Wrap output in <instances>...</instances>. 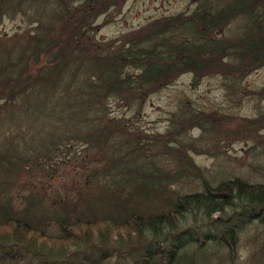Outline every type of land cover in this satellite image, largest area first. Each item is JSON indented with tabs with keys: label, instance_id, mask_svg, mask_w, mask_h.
<instances>
[{
	"label": "trees",
	"instance_id": "16d2710c",
	"mask_svg": "<svg viewBox=\"0 0 264 264\" xmlns=\"http://www.w3.org/2000/svg\"><path fill=\"white\" fill-rule=\"evenodd\" d=\"M125 2L0 0V24H28L0 35V264H238V235L264 226V183L191 157L217 154L224 116L180 102L163 133L136 120L181 75L192 88L217 76L233 93L264 68V0H189L190 11L97 41L98 19Z\"/></svg>",
	"mask_w": 264,
	"mask_h": 264
},
{
	"label": "rangeland",
	"instance_id": "374dc122",
	"mask_svg": "<svg viewBox=\"0 0 264 264\" xmlns=\"http://www.w3.org/2000/svg\"><path fill=\"white\" fill-rule=\"evenodd\" d=\"M189 0H126L120 12L100 17L97 24L105 20L95 34L97 41H108L127 32L134 31L149 22L190 11ZM111 17V18H110ZM28 26L21 18L4 19L0 24V35L11 36ZM191 76L181 75L170 86L150 93L143 101L140 114L136 118L138 126L148 134L163 133L169 120L177 112L180 102H187L197 111L215 112L227 119L214 136L217 154L191 155L193 162L209 174L224 177H241L250 183H264V98L252 96L264 87V68L244 77L237 90L228 93L221 78L205 77L195 87H191ZM114 107V106H113ZM110 107L114 114L122 113L131 117L129 112ZM260 117L258 127L247 129L245 121ZM136 116V115H135ZM199 131H191L196 137ZM75 176L58 179L62 190L70 189L77 182ZM246 177V178H245ZM76 178V177H75ZM228 215L231 213L227 211ZM217 217V215H216ZM223 216L222 219H224ZM185 226H190V216H185ZM201 232H206L202 228ZM192 233V231H191ZM47 234L54 235L52 229ZM235 257L238 264H264V226L251 224L238 235Z\"/></svg>",
	"mask_w": 264,
	"mask_h": 264
}]
</instances>
